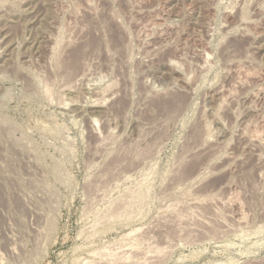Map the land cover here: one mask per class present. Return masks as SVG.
I'll use <instances>...</instances> for the list:
<instances>
[{
    "label": "rangeland",
    "instance_id": "obj_1",
    "mask_svg": "<svg viewBox=\"0 0 264 264\" xmlns=\"http://www.w3.org/2000/svg\"><path fill=\"white\" fill-rule=\"evenodd\" d=\"M0 264H264V0H0Z\"/></svg>",
    "mask_w": 264,
    "mask_h": 264
},
{
    "label": "bare ground",
    "instance_id": "obj_2",
    "mask_svg": "<svg viewBox=\"0 0 264 264\" xmlns=\"http://www.w3.org/2000/svg\"><path fill=\"white\" fill-rule=\"evenodd\" d=\"M76 53H78V52H76ZM75 55V54H74ZM74 55H73V57L72 58H76V57H74ZM78 56V55H77ZM74 60V59H73ZM73 60H72V62H73ZM74 61H77V59L76 60H74ZM59 65V64H58ZM69 65V64H68ZM72 65V64H71ZM74 67V66H73ZM70 71V70H69ZM71 73V72H70ZM176 96V95H175ZM178 96V95H177ZM179 97V96H178ZM181 99V98H180ZM158 100H160V99H158ZM167 101L166 99H163V100H161V101ZM160 102V101H159ZM159 102H157L158 103V105H160V103ZM164 103V102H163ZM166 103V102H165ZM169 103V102H168ZM167 103V104H168ZM175 103V102H174ZM181 103V102H180ZM179 103V104H180ZM164 106H165V104H163ZM168 105H170V103L168 104ZM172 106H173V103H172ZM172 106H171V108H172ZM180 106V105H179ZM161 107H162V105H161ZM166 107H167V105H166ZM170 107V106H169ZM169 107H167V108H169ZM174 107H178V106H174ZM170 109V108H169ZM173 109V108H172ZM179 109V108H178ZM174 110H176V109H174ZM169 112V111H168ZM171 113V112H170ZM167 114V113H166ZM171 115V114H170ZM170 117V116H169ZM195 134H196V132H195ZM194 135V134H193ZM134 151V150H133ZM130 244V243H129ZM134 246V245H133ZM134 248H136L135 246H134Z\"/></svg>",
    "mask_w": 264,
    "mask_h": 264
}]
</instances>
